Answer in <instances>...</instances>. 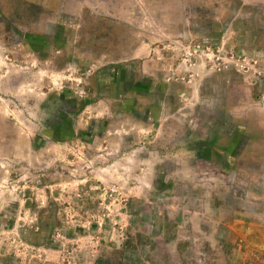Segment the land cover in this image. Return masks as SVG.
Here are the masks:
<instances>
[{"label":"rangeland","instance_id":"obj_1","mask_svg":"<svg viewBox=\"0 0 264 264\" xmlns=\"http://www.w3.org/2000/svg\"><path fill=\"white\" fill-rule=\"evenodd\" d=\"M0 264H264V0H0Z\"/></svg>","mask_w":264,"mask_h":264}]
</instances>
